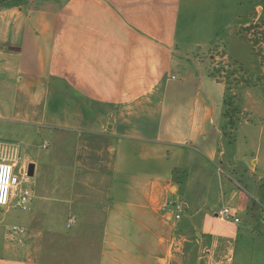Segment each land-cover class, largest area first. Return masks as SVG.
Listing matches in <instances>:
<instances>
[{"label": "crops", "instance_id": "1", "mask_svg": "<svg viewBox=\"0 0 264 264\" xmlns=\"http://www.w3.org/2000/svg\"><path fill=\"white\" fill-rule=\"evenodd\" d=\"M220 2L234 21L251 6L0 0V119L52 130L57 152L32 163L56 168L55 210L76 224L62 237L70 252L55 238L48 255L10 246L0 264H264V126L237 100L260 87L226 82L210 47L177 29ZM226 95L239 109L232 141ZM63 134L85 139L82 150ZM170 200L179 219L161 210ZM223 208L239 221L218 218Z\"/></svg>", "mask_w": 264, "mask_h": 264}, {"label": "rangeland", "instance_id": "2", "mask_svg": "<svg viewBox=\"0 0 264 264\" xmlns=\"http://www.w3.org/2000/svg\"><path fill=\"white\" fill-rule=\"evenodd\" d=\"M11 1L12 4L19 3V0ZM250 3V8L245 12L243 10L246 4L240 5L238 9L240 17L236 21L231 18L230 5H225L226 8H224L220 2L217 8L213 4V13L210 16L206 14V10H200L196 16L197 20L187 18L185 14V17L178 22V32H184L182 41L190 42L197 39L203 47V52L210 47L212 55L217 57L216 61L214 60L216 70L220 74L222 70L227 71L230 76L227 77L229 83H233L234 80L255 81V78L264 74V70L259 68L251 44L237 36L238 32L248 29L251 21L255 22L262 13L261 9L256 10L258 0H250ZM243 90L244 93H240L237 100L246 109V115L251 120L264 126V121L260 120L261 114H264V85L258 89L245 87ZM10 97L9 94V99ZM50 132L52 130L46 128L39 130L21 121L0 119V143H8L10 147L15 148V151L0 148V154L9 159L13 156L17 157L21 164L32 162L34 159L50 158L57 152V146L53 143ZM62 139L64 146H67L71 153L81 151L85 140L67 134H63ZM76 173L82 176V168L76 167ZM56 174L57 170L51 164L35 168L34 176L30 179L23 178L21 173H15L20 182L19 190L27 189L30 195L26 211L17 207L15 201L8 208L0 207V263L5 261L7 257L5 249L10 246L26 250L28 257H33L37 242L43 245L42 252L48 255L50 250L57 249L54 248L58 243L55 238L61 239L63 235L76 231V224H71L72 220L68 221L69 228L66 227L68 214L56 212L57 209L64 208L58 200L61 194H57L59 191L54 192V187L57 185V181L54 180ZM15 226L24 229V233L14 232ZM61 240H63L62 252H70L69 245H64L67 242L66 236Z\"/></svg>", "mask_w": 264, "mask_h": 264}, {"label": "built area", "instance_id": "3", "mask_svg": "<svg viewBox=\"0 0 264 264\" xmlns=\"http://www.w3.org/2000/svg\"><path fill=\"white\" fill-rule=\"evenodd\" d=\"M43 148H46V146H43ZM12 149L15 151V148L12 147ZM15 173L22 174V171L11 159L0 154V207L8 208L10 204L15 201L17 207L26 211L30 192L27 189L22 191L19 190L18 187L20 182ZM22 176L26 178L24 174ZM161 210L163 212L172 213L175 219H179L183 207L180 201L170 200L162 204ZM234 215V211L229 208H223L217 213V217L221 220L233 219V221L237 223L239 220ZM13 231L21 234L24 233V229L16 226L13 227Z\"/></svg>", "mask_w": 264, "mask_h": 264}, {"label": "trees", "instance_id": "4", "mask_svg": "<svg viewBox=\"0 0 264 264\" xmlns=\"http://www.w3.org/2000/svg\"><path fill=\"white\" fill-rule=\"evenodd\" d=\"M257 6H260L262 10L261 15L255 22L254 20L251 21L248 29L242 32H238L237 36L240 39L246 40L251 44L254 55L258 61L259 68L264 70V0H258ZM222 72L224 79L226 80V82H228L229 78L227 77H230L229 74L227 73V71L225 72L222 70ZM240 82L250 87H261L262 85H264V74L259 78H255V81L251 80L246 82L244 80H234L233 83L230 84L235 85ZM224 105V118L226 120V123L223 127V133L230 139V141H232L233 130L235 129L236 123L238 121L239 109L234 105V103L232 102V98L229 95H226L224 99ZM262 186H264V181L262 182Z\"/></svg>", "mask_w": 264, "mask_h": 264}, {"label": "flooded vegetation", "instance_id": "5", "mask_svg": "<svg viewBox=\"0 0 264 264\" xmlns=\"http://www.w3.org/2000/svg\"><path fill=\"white\" fill-rule=\"evenodd\" d=\"M11 160L16 164V166H17L18 168L21 169V171H22V175L24 174V175L26 176L27 165H28L29 162L26 163V164H21V163L19 162V158L14 157V156L11 158ZM25 179H28V178L26 177Z\"/></svg>", "mask_w": 264, "mask_h": 264}, {"label": "water", "instance_id": "6", "mask_svg": "<svg viewBox=\"0 0 264 264\" xmlns=\"http://www.w3.org/2000/svg\"><path fill=\"white\" fill-rule=\"evenodd\" d=\"M34 169H35V165L32 162H29L27 165V171H26V177L28 179L32 178L34 176Z\"/></svg>", "mask_w": 264, "mask_h": 264}]
</instances>
